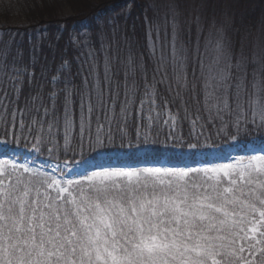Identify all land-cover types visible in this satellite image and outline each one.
<instances>
[{"label": "snow or ice", "instance_id": "6c2138e0", "mask_svg": "<svg viewBox=\"0 0 264 264\" xmlns=\"http://www.w3.org/2000/svg\"><path fill=\"white\" fill-rule=\"evenodd\" d=\"M170 9V41L159 44V24L155 41L147 27V62L130 49L118 57L107 42L115 28L98 15L94 33L84 25L73 39L75 73L65 59L38 83L34 61L23 64L18 52L9 62L0 52V264H253L254 253L264 264V138L249 131L264 137V47L249 58L221 35L201 51L199 27L192 48L178 46ZM161 87L179 101L175 111ZM182 121L189 141L178 131ZM9 127L34 132L36 142L29 146ZM209 127L246 154L215 151ZM162 129L174 148L189 150L174 154L183 167H116L105 159L109 147L157 143L151 137ZM49 144L74 156L78 149L81 159L57 164L59 177L42 171L26 153L42 155L43 147L52 155ZM193 158L203 166L188 164Z\"/></svg>", "mask_w": 264, "mask_h": 264}, {"label": "trees", "instance_id": "16d2710c", "mask_svg": "<svg viewBox=\"0 0 264 264\" xmlns=\"http://www.w3.org/2000/svg\"><path fill=\"white\" fill-rule=\"evenodd\" d=\"M202 1L204 2V10L206 11L204 15L207 16V21L217 19L218 22L220 20L224 22L225 20L221 18L220 14L229 13L233 15L231 20L232 27L228 24L226 28L223 24L224 28H226L224 44L231 47L233 53L239 54L243 51L250 58L257 47H264V0H228V5L225 4V0ZM105 2H109V4L103 8L102 5ZM153 2L155 4V0H0V52L8 53L9 62L18 52L22 54L21 62L23 64L28 65L34 61L32 70L35 72L38 83H45L40 78L42 72L48 77L54 75L57 67L65 59L70 61L72 71L75 73L78 69L76 57L80 55V51L73 46V39L82 38L81 29L84 25H87L94 33L97 30L94 16L98 15L115 28L114 43H112L113 35L111 32L108 34L107 42L112 44V48L118 57L124 58L130 49L136 55L137 60L140 54H143L147 62L146 31L149 24L154 26L152 23V16L155 15ZM63 3L70 8L71 14H69V17L61 8ZM215 5L218 7L217 13L213 11ZM22 12H25L24 15L29 16L26 19L31 20L32 24L34 23L33 27L18 30V35L17 33L13 34L11 28L5 29L1 27L3 25L11 26L10 24H12L13 20L8 19L10 15H21ZM39 12L46 13L44 16L38 17ZM85 17H92V19H85ZM41 21L43 23L39 27ZM209 26L216 31L218 24L213 26L211 23ZM186 36H188L187 33ZM181 41L188 45L189 48L195 45L188 37L181 39ZM93 43L96 44L98 51L99 45L95 39H93ZM200 49L202 48L200 47ZM148 66L151 68L150 63ZM249 79H251V76H249ZM28 91L26 82L19 102L21 107H23L24 97L27 96ZM160 91L170 101L169 107L175 111L179 106V101L176 104H172V97L169 96L167 91L163 87L160 88ZM9 94L11 95V91H9ZM8 106L9 111H11L12 106ZM189 106L190 111L194 113L195 106L191 102H189ZM9 131H14L16 137L28 143L29 146L36 142V134L34 132L29 133L26 130L12 129L11 127H9ZM178 131L182 133L185 141L190 140V126L187 121H182ZM231 131L234 130L230 129ZM249 131L257 139L264 138L259 133L253 132L251 126H249ZM3 132V126H0V135H3ZM129 133L133 138V143H135V133L131 127L129 128ZM206 134L212 135L210 142L231 144L223 135L217 137L211 127L208 128ZM159 136H164L168 139L166 129H162ZM159 136L154 135L151 137L157 141V143L153 144L156 149L158 148ZM239 139L241 143H246L250 140L249 137L243 134ZM119 143L120 140L117 137L116 144ZM87 147L86 144L85 155H87ZM47 148L52 149V155H49L45 148L42 147V156H45L53 163H71L73 160L81 159L78 149L77 155L74 156L71 151L65 152L62 147L57 148L49 144ZM117 149L121 148L109 147L105 151L109 150V152H112ZM181 151L186 152L188 149L184 148ZM169 159L179 160L175 158L174 154L169 156ZM193 160L197 159L193 158Z\"/></svg>", "mask_w": 264, "mask_h": 264}, {"label": "rangeland", "instance_id": "374dc122", "mask_svg": "<svg viewBox=\"0 0 264 264\" xmlns=\"http://www.w3.org/2000/svg\"><path fill=\"white\" fill-rule=\"evenodd\" d=\"M109 2H105L102 7L104 8L107 6ZM225 4L228 5V0H225ZM170 6L174 8L175 13H177L176 19L179 21V29H178V41L177 45L179 46L180 40L188 37L190 41H193V43H196L197 39V28L199 27L202 29L200 32V47L201 50H204V44L207 41H210L211 45H214L215 42L221 38V35L223 37V42L226 39L225 31L230 24V27H232V14L229 13H223L220 14L221 18L225 20L222 22L221 20L218 22L217 19H212L211 21H207V16L204 15L206 11L204 10V2L202 0H181V1H174V0H155V4L153 2V12L155 15L152 16V23L154 25L159 24L160 25V45H163L165 43V40H171V33L172 28L171 25L168 24L167 26V38L164 35V25L166 20H170L173 15V11L170 9ZM61 8L63 9L64 13L66 12V15L71 14L70 8L63 3L61 5ZM213 11L215 13L218 12V7L215 5ZM27 12V11H25ZM25 12H22L20 14H11L8 18L9 20H13L11 26H1L3 28H11V32L17 33L18 30H22L23 28L30 29V27H33V24L31 23V20L26 19L29 16L24 15ZM46 12H39L38 17H42L45 15ZM95 14V13H93ZM98 14V13H96ZM19 16V17H18ZM197 17H199V23L197 22ZM4 19V17H2ZM3 23V22H2ZM42 21L40 22L39 27L42 25ZM215 26L218 24V27L216 31L209 25ZM226 28H224V25ZM223 30L222 34L219 30ZM186 33L188 36H186ZM14 40V38H13ZM153 40H156L155 35V27L153 26ZM23 42V41H22ZM153 139V138H152ZM174 141L166 139L164 136L158 137V148L156 149L153 144H147L142 145L140 148L133 147L131 149L125 147L122 149H117L112 152H109V150L105 151L108 156L105 157V159L111 158V160H114L115 163L113 166L116 167H123V166H131V167H145V166H171V167H183L184 161L183 160H171L169 159V156L182 152L184 148H174L173 147ZM227 143H220L218 144L219 147L215 149V151L220 152H232V155L234 157L239 155H245L246 153L241 152L238 154L236 151H232L233 144L226 145ZM232 148V149H231ZM189 151V150H188ZM186 151V152H188ZM205 151H208L205 149ZM237 151H241L237 149ZM119 153V156L117 157L115 154ZM147 153L148 155L145 156L144 154ZM27 155L34 156V166L41 167L42 171L49 172L54 176L59 177L60 176V169H56V164L51 163L48 158L37 155L36 153H33L29 151L26 153ZM154 157V158H152ZM230 161L224 160V159H215L212 160V163H229ZM188 164H191L193 167H201L203 166V162L199 160H193L189 159L187 161ZM70 164V163H69ZM60 168L63 169L64 164H59ZM53 169H56L53 171ZM247 255V253H245ZM261 258V254L254 253L253 256L250 257L251 260H253V264H259Z\"/></svg>", "mask_w": 264, "mask_h": 264}]
</instances>
